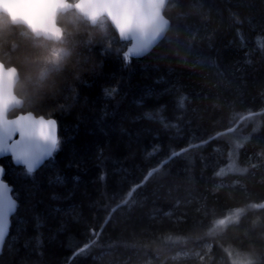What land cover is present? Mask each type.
<instances>
[{"label": "trees", "instance_id": "trees-1", "mask_svg": "<svg viewBox=\"0 0 264 264\" xmlns=\"http://www.w3.org/2000/svg\"><path fill=\"white\" fill-rule=\"evenodd\" d=\"M165 15V38L126 62L107 19L69 10L55 42L0 14L24 99L10 116L54 117L60 140L31 176L0 160L18 201L0 264H264V0ZM234 139L241 169L224 172Z\"/></svg>", "mask_w": 264, "mask_h": 264}, {"label": "water", "instance_id": "water-1", "mask_svg": "<svg viewBox=\"0 0 264 264\" xmlns=\"http://www.w3.org/2000/svg\"><path fill=\"white\" fill-rule=\"evenodd\" d=\"M169 0H0V14L10 17L13 24L26 26L35 36L51 41H59L64 33L63 27L59 24L61 14L69 10H75L85 20L92 25H96L102 17H105L119 39L127 42L126 52L132 48L137 41L150 39L152 41L148 52L142 56H132V58H142L149 54L166 36L171 20L165 15V9ZM20 79V74L15 66H6L0 60V119L16 120L18 117L28 116L45 120H55L57 124L56 134L59 137L58 122L54 117L36 115L32 111L21 112L18 115L10 116L14 109H20L24 105V99L17 95L15 89ZM17 98L22 102L17 103ZM55 153V152H54ZM53 153V155H54ZM52 155V156H53ZM10 155L0 156V160ZM51 156V157H52ZM11 157V156H10ZM51 157L46 158L36 169L38 170ZM4 168L3 180L13 189V186L6 180V168ZM12 196L16 200L13 195ZM18 207V201L16 200ZM17 207L8 218L7 235L2 245L0 254L3 252L5 242L10 234L12 217L17 211Z\"/></svg>", "mask_w": 264, "mask_h": 264}, {"label": "snow or ice", "instance_id": "snow-or-ice-1", "mask_svg": "<svg viewBox=\"0 0 264 264\" xmlns=\"http://www.w3.org/2000/svg\"><path fill=\"white\" fill-rule=\"evenodd\" d=\"M151 44L150 39L137 41L123 58L127 62L132 56H142L148 52ZM56 129L55 120L36 118L30 114L12 121L0 119V156L10 155L13 163L22 166L25 175L31 176L46 158L58 150L60 140ZM3 175L4 168L0 166V245L7 235L9 215L17 207L12 196L13 189L3 180ZM56 179L61 181L62 177L57 176ZM226 223L225 219H220L215 222V226H225ZM88 247L90 245L86 244L81 251H86Z\"/></svg>", "mask_w": 264, "mask_h": 264}, {"label": "rangeland", "instance_id": "rangeland-1", "mask_svg": "<svg viewBox=\"0 0 264 264\" xmlns=\"http://www.w3.org/2000/svg\"><path fill=\"white\" fill-rule=\"evenodd\" d=\"M105 20H106V18L102 17L100 19V22L103 23ZM64 53H65V49L61 45H56L54 48L55 57H54L53 61L56 62L57 58H61ZM50 66H51V64H50ZM48 69H49V67L44 69L42 75H46L48 73ZM240 123H241V121H240ZM244 127H242V128H244ZM235 128H233L231 130H234ZM243 139H241V140L234 139L232 141V148H231V153H230V162L228 164V167L225 170H223L224 172L228 171V170L239 171L241 169L240 162H239V150H240L241 146L243 145V143H242ZM153 171L154 170H152L150 173L152 174Z\"/></svg>", "mask_w": 264, "mask_h": 264}, {"label": "clouds", "instance_id": "clouds-1", "mask_svg": "<svg viewBox=\"0 0 264 264\" xmlns=\"http://www.w3.org/2000/svg\"><path fill=\"white\" fill-rule=\"evenodd\" d=\"M21 102H22L21 98H17V103L19 104Z\"/></svg>", "mask_w": 264, "mask_h": 264}, {"label": "flooded vegetation", "instance_id": "flooded-vegetation-1", "mask_svg": "<svg viewBox=\"0 0 264 264\" xmlns=\"http://www.w3.org/2000/svg\"><path fill=\"white\" fill-rule=\"evenodd\" d=\"M25 27V29H26V26H24Z\"/></svg>", "mask_w": 264, "mask_h": 264}]
</instances>
